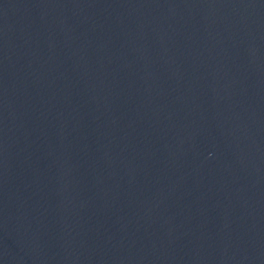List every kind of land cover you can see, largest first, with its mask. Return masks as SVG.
Here are the masks:
<instances>
[{
	"label": "water",
	"instance_id": "1",
	"mask_svg": "<svg viewBox=\"0 0 264 264\" xmlns=\"http://www.w3.org/2000/svg\"><path fill=\"white\" fill-rule=\"evenodd\" d=\"M0 264H264V0H0Z\"/></svg>",
	"mask_w": 264,
	"mask_h": 264
}]
</instances>
